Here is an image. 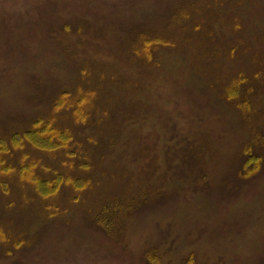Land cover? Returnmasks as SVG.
I'll list each match as a JSON object with an SVG mask.
<instances>
[{"label": "rangeland", "instance_id": "374dc122", "mask_svg": "<svg viewBox=\"0 0 264 264\" xmlns=\"http://www.w3.org/2000/svg\"><path fill=\"white\" fill-rule=\"evenodd\" d=\"M83 59L138 114L103 162L112 106L62 118L89 132L77 195L31 194L0 157V264H264V0H0V136L45 115ZM57 158L37 166L61 174Z\"/></svg>", "mask_w": 264, "mask_h": 264}, {"label": "trees", "instance_id": "16d2710c", "mask_svg": "<svg viewBox=\"0 0 264 264\" xmlns=\"http://www.w3.org/2000/svg\"><path fill=\"white\" fill-rule=\"evenodd\" d=\"M79 64H81V68ZM79 64V68L77 69V80L73 82L71 87H66L60 90L59 95L55 98L52 106L45 113V115L33 119L24 131H14L6 137L3 135L0 136V147L4 148L7 143L8 149L6 151L7 153L0 151V157H5L6 161L12 164L14 167V175L21 177L20 174L22 172L26 180H28V182L30 181V183L35 186V189H31V194H34V192L36 194L39 192L46 194L48 190L47 187L49 185H51L52 188H55L58 187L59 184H62L63 187H65L64 189H72L77 195V182L79 183L80 181H84L85 183H90L93 181V178L90 177L91 173H84V175L81 176L78 175L79 170L84 171L85 168H87L89 159L85 152L80 151L78 153L75 149V145H77V143L82 140L83 136L89 132H84L81 135V139L78 141L76 135L74 136L73 134L75 130L70 124L63 122L62 118H71L72 122L75 124L88 122V120L90 122L91 118H93L97 113L99 114V112L105 117V110L101 112L96 108L97 106H102V104L104 106H112L115 118L110 119L108 122H104V125L110 129L107 132L110 140L107 144L105 143V140L102 142L99 152L100 160L103 162V157L105 158V156L110 152V148L107 149L106 147H108L109 144L115 146V143L119 140L122 127L125 121H127L129 111L135 116L138 114L136 112L137 105L133 104L134 102L129 99L127 93L125 92L126 90H129L130 87H122L124 84L122 81L124 79L122 77L115 75L112 77L111 73L107 71L103 72L95 60L89 62L83 59L79 61ZM226 78L228 77H224L225 80ZM251 80L252 79L248 81L246 86L243 85L241 88V95H246L250 87ZM108 81H110V84H108ZM227 81L231 82L230 76ZM105 83L111 85V87H106ZM77 86H79V88H84V90L76 91L75 88ZM112 86L116 87L115 91H113ZM117 88L124 89V91L121 93ZM105 89H108L110 92ZM52 112H55V116L53 118L51 117ZM60 123L62 126L58 125ZM89 126L90 125L88 124L87 127ZM92 130H94V128L91 129V131ZM96 138V142H98L99 138ZM198 139L200 140L198 142L200 147H203L208 143L206 138L199 137ZM11 141L14 142L13 145L11 144ZM14 145H16L17 148H15ZM105 148L106 151L104 152ZM246 152L248 156V163L253 165L252 162L256 159L253 155V151L246 148ZM50 154L58 157L57 162L68 168V170L59 174L60 170L48 167L47 163L44 165L49 169H45V167H38V157L45 155L48 156ZM31 159L35 160L31 161ZM83 162L85 163L83 164ZM78 166L83 167L79 168ZM6 168H8L7 165L6 167L2 166L0 170H4ZM7 173L8 171L5 173L6 177L8 176ZM38 179L41 180L42 184L38 182ZM1 182L2 180L0 179V184ZM33 197L36 196L33 195ZM54 199H56V196L53 197L51 201ZM55 205L58 208L60 206L58 204ZM104 211L106 212L105 209L100 212V216L102 214L105 216Z\"/></svg>", "mask_w": 264, "mask_h": 264}]
</instances>
